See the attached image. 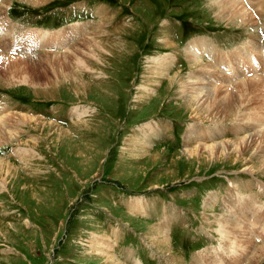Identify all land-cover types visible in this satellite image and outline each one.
<instances>
[{
  "label": "rangeland",
  "instance_id": "374dc122",
  "mask_svg": "<svg viewBox=\"0 0 264 264\" xmlns=\"http://www.w3.org/2000/svg\"><path fill=\"white\" fill-rule=\"evenodd\" d=\"M215 1L1 0L0 111L18 134L0 135V264H264V138L242 155L182 151L264 119V86L236 85L264 79V0H240L253 23ZM84 37L67 58L46 54ZM194 40L211 47L199 62L185 53ZM189 80L231 93L196 107ZM244 199L247 221L231 209Z\"/></svg>",
  "mask_w": 264,
  "mask_h": 264
},
{
  "label": "bare ground",
  "instance_id": "6f19581e",
  "mask_svg": "<svg viewBox=\"0 0 264 264\" xmlns=\"http://www.w3.org/2000/svg\"><path fill=\"white\" fill-rule=\"evenodd\" d=\"M215 1V0H214ZM215 2H218V5L217 6H221L220 8L221 9H228L230 12H232L233 14H234V16H237V19H240V20H245V21H247V22H250V23H253L254 22V18L255 17H253V15L251 14L252 12H250V11H248L244 6H243V4H242V2L240 1V0H216ZM3 3L1 4V9H3ZM263 11H264V9H263ZM226 17H229L228 15H226V14H224ZM101 21V20H100ZM103 23V22H102ZM262 23H264L263 21H262ZM100 24H101V22H100ZM99 25V24H98ZM96 28V27H95ZM75 29V28H74ZM97 30V29H96ZM46 31V30H45ZM100 30H98V32H99ZM74 33V32H73ZM17 34V33H16ZM92 34V33H91ZM34 35V33H30V35H27V37L25 38L26 40V43H27V45L29 44V41L31 40V41H33L34 40V38H32V37H30V36H33ZM89 34H87V36H88ZM256 35H258V33H257V31H255V33H254V36H256ZM75 36V35H74ZM257 37V36H256ZM32 38V39H31ZM5 39V38H4ZM88 38H82L80 41H78V42H76L74 45H72L69 49L67 48L66 50H64V51H61V52H59V53H46L47 55H50V56H52V58L53 57H59V56H63V57H65V58H67V56H68V54H70V53H72V52H75L76 50H77V48L79 47V46H81V45H83L84 43H87V44H90V41H88L87 40ZM66 41V40H65ZM4 42V41H3ZM169 42V41H168ZM257 42V41H256ZM34 43V42H33ZM168 44V43H167ZM208 43L206 42V45H207ZM31 44H29V46H30ZM55 45V44H54ZM169 45V44H168ZM199 45H202V46H206L205 45V43L202 41V40H194L193 42H191V43H189V45H187V47L185 48V53L187 54V55H189V57H190V59L192 60V62H199L198 61V57H200V56H202V52H200V51H198V46ZM209 45V44H208ZM207 45V47L208 48H211V47H209ZM24 46V45H23ZM47 47V46H46ZM53 47V46H52ZM20 48H22V47H20ZM30 48V47H29ZM54 48V47H53ZM255 49H257L258 47H254ZM27 50V49H26ZM79 50V49H78ZM83 50V49H82ZM257 51V50H256ZM76 53V52H75ZM77 53H79V52H77ZM199 54H201L200 56H199ZM203 54L204 55H208V57L210 56V52L208 51V50H206V51H204L203 52ZM87 55V54H86ZM259 55H261V54H259ZM77 56V55H76ZM78 57V56H77ZM82 57V56H81ZM212 57V56H211ZM213 58L215 59L216 58V56H213ZM218 58V57H217ZM216 58V59H217ZM71 59V58H70ZM80 60H78V61H81V62H83L82 60H81V58H79ZM64 60V59H63ZM75 61H77V59L75 58L74 59ZM218 60V59H217ZM250 60V59H249ZM72 62V61H71ZM80 62V63H81ZM158 62V61H157ZM76 63H79V62H76ZM170 62H169V60H167V61H165V63L164 64H169ZM72 64L74 65V63L72 62ZM251 64V68L248 70V71H252L253 73H255V70H257V69H255V68H257V67H254V64H252V63H250ZM248 65V64H247ZM77 66V65H76ZM162 67H164V66H162ZM161 67V68H162ZM168 68V67H167ZM241 68L242 67H238L237 65H235L234 66V70H233V72H238V71H240L241 70ZM254 68V69H253ZM244 69V68H243ZM166 72V71H165ZM163 74V73H162ZM157 75H159V74H157ZM174 76V75H173ZM170 78H172V76H170ZM230 80V79H229ZM193 82L194 81H191V80H189V81H185L184 83H186L187 85H188V87L189 88H191L190 89V91H193V90H196V91H198V94L194 97L195 99L193 100V103H194V105L197 107V106H199V105H201V104H199V103H201L202 102V99H206L207 97L209 98V94L211 93V92H213L214 90H220L221 91V93H222V95L223 96H226V95H230V91H228V88H224V87H209V86H207V85H205L206 83L205 82H198L197 84H199V87H194L195 86V84L193 85ZM239 82V81H238ZM209 83V82H208ZM212 84V83H211ZM262 85V86H264V79L260 76V75H258L257 73L256 74H253V75H249V77H246V78H244V80H242V81H240L239 83H237L236 85H237V87H238V93L240 94V95H243V93H245V92H248V93H250L251 94V96H253V92H254V90H253V86H255V85ZM225 85V84H224ZM185 86V85H184ZM231 86V85H230ZM229 86V87H230ZM234 87H236L235 85H234ZM258 87V86H257ZM197 88V89H196ZM255 88V87H254ZM264 89V88H263ZM191 94V93H190ZM257 95V94H256ZM191 103H192V101H191ZM192 103V104H193ZM264 106V105H263ZM8 110V109H7ZM17 114V113H16ZM11 115V114H10ZM9 114H7V113H5L4 111L2 112V111H0V135L2 134V136L3 137H5V138H7L9 141H10V139H11V137L13 136V138H16L17 137V130L16 129H14L15 128V123H13L12 122V120H11V117L12 116H10ZM21 115V114H20ZM13 116H14V114H13ZM21 116H23V114L21 115ZM21 118V117H20ZM23 118V117H22ZM218 119H221V118H214V119H209V120H211V121H218ZM231 119H232V117H231ZM22 122H27V123H33V122H38V121H40V119H38V118H35V117H25V119H20ZM264 120V119H263ZM263 120H261V121H259V123L261 124V125H259L258 127H256V132L255 133H250V134H246V136H244L243 138H241V139H234V140H229V139H227V140H223V141H221V142H213V144H211V145H208V144H203V143H199V142H197V143H195V142H193V141H191V139H189V138H191V137H189V138H187L186 140H185V147L182 149V151L186 154V155H189V154H191V155H195L197 152H199V151H201V149L203 150V151H207L209 154H212V156L214 157V156H218V155H222L223 153H226V155L229 153V154H232V153H236V154H238V155H242L243 154V151H245V150H242V148H243V146H244V144H246V143H249V142H258V141H260L261 139H263L264 138V121ZM220 121V120H219ZM218 121V122H219ZM193 131L194 130H191V131H189V133L190 134H192L193 133ZM12 138V139H13ZM238 138V137H237ZM14 140V139H13ZM13 142V141H12ZM260 143H261V141H260ZM259 143V144H260ZM253 144V143H252ZM191 145H193V146H191ZM261 145H263V144H261ZM253 150V149H252ZM246 152H247V150H246ZM261 154V153H260ZM261 156V155H260ZM263 156V155H262ZM249 167H246L245 166V169H248ZM234 184V183H233ZM256 187L258 188V190H260V188H262V185H260V182H259V184L256 182ZM232 186H234V185H232ZM260 192V191H259ZM246 201V199H244L243 201L242 200H239L238 202H239V204H242L239 208H234V206H233V203H231L230 201V203L232 204L231 206H232V208L231 209H234V214L235 215H237V216H239V218L242 220V221H247L248 219V216H246L247 215V211H246V204L245 203H243V202H245ZM243 205H245V206H243ZM243 206V208L245 209V211L243 212V209L241 208ZM232 212V211H231ZM231 214V213H230ZM226 218H228V219H226V224H229L230 223V225H231V231L233 232V230H234V236H233V238H245V237H242V232L241 233H239V225H238V223H236L235 221H234V219H232L231 217H230V215L229 216H225ZM224 219V218H223ZM221 224V223H220ZM225 224V226L223 225V227H221V228H224V227H227V229H229L228 228V226ZM242 227V226H241ZM225 229V228H224ZM223 229V230H224ZM241 229V228H240ZM243 230V229H242ZM229 232V231H228ZM152 233H153V242L155 241L156 242V244L159 246V245H161L163 248H165V249H169V241L167 240V238L166 237H162V239H160V237H161V228L158 226V227H156V228H153V231H152ZM227 233V232H226ZM245 234V233H244ZM225 235H228V234H225ZM229 235H230V233H229ZM105 240H107V239H105ZM241 242L244 244V242H246V243H248V244H251V242H248V240H241ZM106 248V247H105ZM259 248V247H258ZM100 254H102V255H104V251H102V252H99ZM111 261V263L112 264H119V263H115L113 260H110ZM108 262V261H107ZM108 264H110L109 262H108Z\"/></svg>",
  "mask_w": 264,
  "mask_h": 264
}]
</instances>
